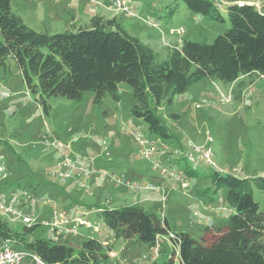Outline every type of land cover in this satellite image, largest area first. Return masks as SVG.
Returning <instances> with one entry per match:
<instances>
[{
  "label": "rangeland",
  "instance_id": "obj_1",
  "mask_svg": "<svg viewBox=\"0 0 264 264\" xmlns=\"http://www.w3.org/2000/svg\"><path fill=\"white\" fill-rule=\"evenodd\" d=\"M130 1V7L139 18L111 9L122 19L124 14L126 18L121 20L126 27L132 23L136 30L126 29L143 41L146 34L159 41L161 32L165 46L179 44L183 38L212 42L229 27L227 20L217 22L193 12L182 0ZM216 1L221 4L220 12L224 13L225 3L230 0ZM239 1L251 2L264 11V0ZM105 2L107 0H12L11 9L30 28L56 33L71 29L72 17H77L75 24L84 25L94 14H110L102 7ZM151 19L159 28L147 21ZM179 27L183 28L181 35L167 32L169 28ZM165 46L154 48L160 58L166 56ZM234 87L235 84L207 78L195 81L188 90L173 97L171 111L179 116L177 119L167 115L166 104L161 102L155 112L171 134L170 138L163 139L151 135L148 126L132 115L131 108L136 101L127 83L118 84L119 100L106 95L100 102H94L93 92L85 91L78 100L62 96L49 98V108L45 112L36 96L27 89L15 61L8 57L5 65L0 64V92H8V96L0 98V155L6 167L4 178L0 172V196L6 197L24 187L29 194L22 206L26 212L38 213L47 219L55 208L86 213L91 226H79L77 234L66 235L63 240H68L76 249L88 236L112 245L113 256L109 252V258L98 264H161L170 253L162 237L159 238L160 252L153 259L152 249L144 243L115 238L96 207L141 206L165 217L173 231L187 232L196 239L215 218L227 217L232 209L225 199L226 188L221 187L213 193L211 171L264 178V77L241 89L238 98L234 97ZM132 131L156 142L150 159L143 156L141 144ZM207 136L212 141L209 142ZM52 141L61 144L64 154L79 157L109 175L162 188L159 183L166 184L163 189L166 199H162L160 189L132 190L100 175L91 179L90 193L67 184L65 196L58 188L47 187L48 182L57 184L50 174L59 157L50 145ZM187 141L208 144L215 168L202 161L177 156L176 153L187 147ZM159 142H164L166 147L161 148ZM154 159L178 174L180 181L153 168ZM189 169H194L196 174L187 175ZM14 180L19 185L10 186ZM182 180L188 181L186 188L181 186ZM252 196L260 210H264V190L252 185ZM9 223L13 227L21 225ZM43 231L50 235L43 227L34 235L41 236Z\"/></svg>",
  "mask_w": 264,
  "mask_h": 264
},
{
  "label": "trees",
  "instance_id": "obj_2",
  "mask_svg": "<svg viewBox=\"0 0 264 264\" xmlns=\"http://www.w3.org/2000/svg\"><path fill=\"white\" fill-rule=\"evenodd\" d=\"M182 1L191 11L209 19L227 20L229 27L212 42L183 38L179 44H168L166 56L160 58L116 16L94 14L84 25L72 24L71 29L46 33L27 26L12 11V0H0V64L5 65L8 57L15 61L27 89L45 112L49 98L78 100L85 91L93 92L94 102L106 95L119 100L118 84L125 82L136 101L132 115L148 126L151 135L170 138L167 126L155 112L161 102L166 104L167 115L177 119L179 116L171 111L174 95L185 92L201 78L235 84L233 93L238 98L241 89L264 77L262 9L249 2L230 0L222 13L216 0ZM186 174L193 176L196 172L189 169ZM209 176L214 194L226 188L225 199L232 212L206 225L198 239L184 231H173L165 217L141 206H97L96 210L117 239H134L152 248L160 237L171 234L169 257L161 264H264V210L252 196V185L264 190V178L241 177L215 169ZM67 184L76 187L73 182H48L47 187H56L66 196ZM11 185L19 182L14 180ZM39 227L49 231L40 224L13 227L0 218V246L9 241L14 248L34 253L47 264H98L107 260L112 251V245L92 236L77 249L64 237L55 241L44 231L35 236Z\"/></svg>",
  "mask_w": 264,
  "mask_h": 264
},
{
  "label": "built area",
  "instance_id": "obj_3",
  "mask_svg": "<svg viewBox=\"0 0 264 264\" xmlns=\"http://www.w3.org/2000/svg\"><path fill=\"white\" fill-rule=\"evenodd\" d=\"M93 1V0H91ZM111 7L114 10H119L126 13L130 17H138L137 12L130 7V0H110ZM242 3V1H238ZM149 19V18H148ZM143 21H146L143 19ZM154 27L159 28V25L156 21L147 20ZM171 35H181L183 33V28H169L167 31ZM8 96V92L1 91L0 98ZM135 139L141 144L142 154L145 158H151L153 155L152 147L155 145V141L149 137L143 136L141 133L132 131L131 132ZM207 140L210 142L212 138L207 136ZM160 141V140H158ZM157 141V142H158ZM162 147H166L164 142H159ZM208 143V142H207ZM56 151L59 153L53 169L50 174L57 180L59 183L73 182L76 187L84 190L87 193H90V181L95 176L108 177L110 181L115 184L124 185L127 188L132 190L137 189H147L154 190L160 189L162 192V199H166V195L163 193L162 187H158L152 183L138 184L134 181L124 179L123 177H118L114 175H109L105 171H100L94 166L90 165L83 159L79 157H70L64 154L62 146L60 143L52 141L50 143ZM186 148L179 153H176L179 157H185L191 161H202L211 165L215 168V163L212 160V151L208 144L206 145H196L187 141ZM2 156L0 155V172L1 177L6 176V170L4 162L2 161ZM152 166L155 169H158L161 174H167L169 177H174L177 181L179 180L178 174L173 171H170L169 168L156 159L153 160ZM221 172V170H218ZM181 186L187 187L188 181L182 180ZM29 194L27 190L22 191H12L6 197H0V218L7 220L8 222H17L22 225L31 226L33 224H40L49 229L50 236L55 241H59L62 237L66 235H74L78 233L79 226H85L89 228L91 226L89 220L86 217V213L79 211L78 209L74 210H64V209H52L51 218H42L38 213L26 212L23 210V205L25 200L28 198ZM48 201V200H47ZM97 231V228H94ZM168 235V240L169 237ZM170 241V240H169ZM171 244V243H170ZM152 249V258L155 259L160 252V242L157 241L156 244L151 248ZM111 253V252H110ZM113 256V253H111ZM146 257V256H143ZM0 264H47L39 256L34 253L16 249L14 248L9 241H5L0 246Z\"/></svg>",
  "mask_w": 264,
  "mask_h": 264
},
{
  "label": "crops",
  "instance_id": "obj_4",
  "mask_svg": "<svg viewBox=\"0 0 264 264\" xmlns=\"http://www.w3.org/2000/svg\"><path fill=\"white\" fill-rule=\"evenodd\" d=\"M106 4H103V8L105 9V10H109L111 13L110 14H100V15H104L105 17H113V16H116L117 18H118V20H119V22L125 27V28H127V27H129V28H131V30L132 29H134V30H136L135 29V27L133 26V25H131V24H128L127 25V27H126V23H124L123 21L125 20L124 19V17L126 18V16L123 14V19L119 16V13H117V12H115V11H113L112 9H111V4H110V0H107V2H105ZM249 3H251V2H249ZM77 17H72V20H73V22L74 23H72V24H74V25H82L81 23H78V24H75V19H76ZM78 18H80V17H78ZM90 19V18H89ZM123 21H122V20ZM146 36V39H145V43H148L150 46H152L153 48H158V47H160V46H165V45H163V42H162V34H161V32H160V36H161V38H160V40L159 41H157V39H155L151 34H146L145 35ZM140 38V37H139ZM142 40V39H141ZM143 41V40H142ZM161 186H163V188H166L167 187V185L166 184H164V183H159ZM163 241H165L166 242V244H167V246L169 247V249H171V244H170V242L168 241V239H166L165 238V236L164 237H162L161 238ZM113 250V249H112Z\"/></svg>",
  "mask_w": 264,
  "mask_h": 264
}]
</instances>
